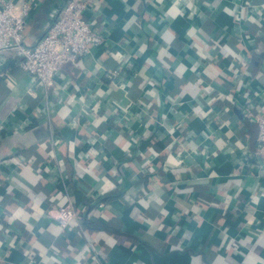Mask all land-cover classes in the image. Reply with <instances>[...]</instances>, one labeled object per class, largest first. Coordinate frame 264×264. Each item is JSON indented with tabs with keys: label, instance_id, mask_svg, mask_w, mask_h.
I'll return each mask as SVG.
<instances>
[{
	"label": "crops",
	"instance_id": "0c3cea01",
	"mask_svg": "<svg viewBox=\"0 0 264 264\" xmlns=\"http://www.w3.org/2000/svg\"><path fill=\"white\" fill-rule=\"evenodd\" d=\"M58 6L29 16L24 45ZM98 10L107 43L55 88L0 50V260L264 264V148L243 112L264 107V0Z\"/></svg>",
	"mask_w": 264,
	"mask_h": 264
},
{
	"label": "built area",
	"instance_id": "2783aa9c",
	"mask_svg": "<svg viewBox=\"0 0 264 264\" xmlns=\"http://www.w3.org/2000/svg\"><path fill=\"white\" fill-rule=\"evenodd\" d=\"M41 0H0V50L16 48L20 67L47 89L55 88L57 77L68 63L90 55L96 46L107 43L106 29L98 26L100 0H68L50 13L45 32L32 45H24L27 19ZM245 117L259 126L258 140L264 148V107L250 103ZM78 217L72 201L57 208V220L66 230ZM0 264H9L0 260Z\"/></svg>",
	"mask_w": 264,
	"mask_h": 264
},
{
	"label": "trees",
	"instance_id": "16d2710c",
	"mask_svg": "<svg viewBox=\"0 0 264 264\" xmlns=\"http://www.w3.org/2000/svg\"><path fill=\"white\" fill-rule=\"evenodd\" d=\"M63 0H45L40 2L39 6L37 7L36 13L41 14V12H47V10L53 6V4L61 5ZM51 13V12H50ZM50 13L48 14L50 17Z\"/></svg>",
	"mask_w": 264,
	"mask_h": 264
},
{
	"label": "water",
	"instance_id": "95a60500",
	"mask_svg": "<svg viewBox=\"0 0 264 264\" xmlns=\"http://www.w3.org/2000/svg\"><path fill=\"white\" fill-rule=\"evenodd\" d=\"M67 1H68V0H63V2H62V4H61V7L64 6V5L67 3ZM57 8H60V7H57ZM57 8H55V9H57ZM53 10H54V9H53ZM53 10H52V11H53ZM52 11H51V12H52Z\"/></svg>",
	"mask_w": 264,
	"mask_h": 264
},
{
	"label": "rangeland",
	"instance_id": "374dc122",
	"mask_svg": "<svg viewBox=\"0 0 264 264\" xmlns=\"http://www.w3.org/2000/svg\"><path fill=\"white\" fill-rule=\"evenodd\" d=\"M68 2V1H67ZM58 7H61V5H59Z\"/></svg>",
	"mask_w": 264,
	"mask_h": 264
}]
</instances>
